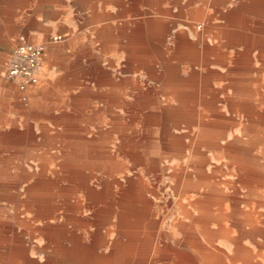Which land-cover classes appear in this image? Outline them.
<instances>
[{
    "label": "rangeland",
    "instance_id": "rangeland-1",
    "mask_svg": "<svg viewBox=\"0 0 264 264\" xmlns=\"http://www.w3.org/2000/svg\"><path fill=\"white\" fill-rule=\"evenodd\" d=\"M161 1L163 2V8L160 12L162 14V20L148 22V36L162 37L163 42L166 41L165 43L170 39L179 41V39L174 36L180 31H185L186 25L191 22L194 23L195 21H206V18L203 17L202 11H192L190 14L189 9L194 6V1L192 0H177L178 2L176 3L174 0ZM220 1L222 3L224 2V0ZM226 2H228L226 5L224 3H221L220 5H223V7L227 6V8H212L208 11V14H210L209 21H214L215 24L222 23L223 25L225 24V26L227 23H232L231 21H247V23L252 26L253 30H248L247 28L244 29V32H251L253 37H263V40L261 39L263 43H260L255 47H259V51L264 52V0H226ZM53 3L54 4H48L43 0H29L28 4L18 5L16 9L18 12L14 13L15 17H13L12 26L10 28L2 30L3 28L0 26L1 35L2 31H4V33L7 32V35L0 40V221L3 222L2 224L4 225L0 226V232L5 234L10 230L9 227H12L17 234H22L20 237L23 238L28 248L26 254L27 259L32 262V264H45L54 254L49 249H45L46 240L44 234L40 232L32 233L29 231V228H42L43 223L40 221L41 219L34 217L35 212L37 211L41 217V214L46 209L51 208L47 200H42L40 202L28 195L25 188L29 184L62 183L64 186H68L70 183H89L96 191L100 192L102 189L100 183H144L149 190L147 194H145V198L151 202L150 208L152 209V212L159 216L156 229L160 237L165 239L170 245H180V242L182 241V233L173 229L171 225L179 211L177 203L178 198L175 192L176 183H200L203 176L205 177L206 182H208L206 176L214 174L215 179L209 180V183L215 181L220 183L218 184V188H220L218 196L225 197V209L229 216V218L228 216L226 217V226L230 232L228 239H217L215 241V245L226 253L225 263L230 264L229 258H237L239 256L237 251L242 250L252 255L248 257V260L252 261L253 264H264V231L262 233L257 232L256 234L250 235L248 223L244 221L243 218L250 212L255 214L259 221L258 225L260 229L264 230V153L262 145L257 144L255 147L251 148V150L247 151V153L245 152L246 150L241 147L228 150L227 145L230 144V146H232L233 141L240 136L237 134H231L230 138H227L225 127L223 128L220 124H214L215 127L206 126L205 128L207 130L203 129L198 132L192 131L188 133L189 129L187 125L180 122L178 125L179 128H172V133L176 136L183 137V146L181 145L179 148L166 147L163 142H161V136L163 133L157 130L158 128H156L157 131L151 133L150 130L153 128V125H145L147 120L157 122L163 120L168 123H172L173 121L178 122L179 120L177 117L182 115V112L170 103L171 101H178L175 99V94L177 93L188 96L186 103H207L203 100V97L211 102L214 101L216 104L230 100L227 96H224L225 93L222 90L223 88L212 86L210 81L215 80V83L218 84L221 71L229 69L226 56L220 54L215 61L210 62L204 59L195 58L207 55L204 52L196 51V53H193L197 46L202 49H204L203 47L205 46H209L207 43L197 45L194 43L193 39H196L197 41H205L207 38L213 43L211 47L214 45L217 46V51L220 52L219 49L221 47L216 45L214 41H219L223 38L217 40L210 34L206 35L203 39H198L188 34L186 40L189 42V45L187 48L179 47V50L176 49L174 53H171L166 50L167 44L165 43L162 45L163 51L158 48L159 46L152 48L153 46L148 44L147 47L149 50L147 49V53L136 52L133 50L131 60H124L123 49L110 51L108 48L109 46L107 49L102 46L99 41H96L93 29L97 26V23L94 21V25L90 28L88 25L91 24L85 16L88 14L87 11H90L91 17L96 21H102L100 23L106 24L108 21H114V23L116 22V24L119 25L123 23V21L130 19L128 11L130 9L133 11L132 0H123V5L121 6L108 3L107 1L100 3L96 2L94 9L84 6V8H82L77 3V0H53ZM241 6H243L245 10L244 8H241ZM246 8H248V10H246ZM141 10L144 11L142 7ZM57 11L59 12V17L62 21H69V24L71 23L73 28L70 30L67 29L62 22L58 23L53 29L42 28L44 25L48 24L45 23V21L52 19L54 13ZM91 11L101 12L100 14H97V17H94L93 15H96V13H91ZM151 12L152 10L149 5V18L152 14ZM101 13H104V15ZM226 13L232 14L227 18L225 15ZM196 15H199L202 18L196 19ZM136 17H144V15L140 14L132 16V18ZM83 21H86V25L81 24ZM0 23L5 26L8 22L0 21ZM154 25L156 28L152 27ZM201 25H203V23ZM164 27H166L167 30H164ZM76 29L79 33L84 32L85 38L89 37L86 35L91 36L92 31L90 41L86 40L92 45L84 43L83 53L80 51L81 49H79V55H77L76 51L78 50L75 48V42L78 37H80L74 35ZM66 30H68V35L65 33ZM30 31L33 32L31 33ZM39 32L41 34H39ZM56 32H62L65 34V39L67 37V40L61 42L52 41L51 36ZM22 33L31 40H34V42H43L46 45V52L39 72V80L37 83L27 86L25 90H21L18 87L17 82L5 74L6 64L16 43L17 36ZM38 35L40 36L39 39H37ZM4 39L6 40L4 41ZM119 40L121 43H124V37ZM240 45L244 46L246 54V52L249 51L248 47L244 44L242 45V43ZM49 46L52 49H50ZM138 49H140V47ZM209 55L214 56L213 53ZM53 56L54 58H52ZM55 56H58L59 65L63 70L62 75L59 71L55 70V67L53 68V65H56L52 63ZM78 56H81V58H78ZM140 56H142V58ZM64 58L66 59V62L64 61ZM115 58L116 60L111 61V59ZM64 62L65 64L71 65V67L65 70L63 68ZM208 62L213 65L214 68L211 69L208 66ZM263 62V60L257 58L252 61L255 72L258 74V71L256 70L259 69V74L261 75L260 99L262 97L264 98ZM96 64L110 70L111 72L115 71L113 73H115V78L118 83H120V79L123 77V70L127 66L132 68L133 73H137L140 69L149 72L152 70V68L150 69L147 66L143 67V64L152 66L154 70L157 68L161 69L162 67L163 71H166L164 72L166 74L162 76L148 77L144 75L142 80L139 74L132 75L131 77L136 79L133 83L136 84L138 88L139 83L145 88H152V93L155 95L154 101L148 103L149 107L147 109L144 105L145 103H141L140 101V91H137V87H135V89L133 87V106L131 113L126 115L120 113L124 112V108L123 105H118L119 103L117 101L114 113L111 112L110 114L111 121H114L115 123L113 122L111 125L100 121L101 123L96 125V116L88 117L82 114L80 111L81 108L67 106L66 103L70 105L75 103V99L73 98L78 97L80 93L75 84L65 83V81L69 79L67 73L69 69L74 67V70H76L78 74V70H80L79 67H84L90 73L86 74L84 77L79 76V81L84 82L85 85L92 88V91L86 98H88L92 105H102L103 102H101L96 96V85L97 80H99V77L94 75L93 67L96 66ZM241 64L243 67L242 61ZM171 67L174 70H172ZM244 67L247 70L252 69L250 58L249 66L245 65ZM42 71L43 74H41ZM176 71H192L193 73L201 71L207 73L208 76H195V82L199 85L193 90L188 89L184 91L181 87L169 86L166 82H163L168 79H170L168 83H171V80L180 81L181 83L185 82L186 80L184 81V79H182L184 78V75L180 76L177 73V75L173 74L175 76L168 75V72L172 73ZM100 77L104 79L106 78L103 71ZM185 83L188 84L189 82L186 81ZM49 85L50 87H48ZM101 85H103V89L109 90V82ZM214 93L218 95L216 100L215 97L212 96ZM243 94L246 96L249 94V91L244 90ZM157 97L159 98V101H157ZM178 102L184 105L185 100H180ZM260 103L264 104V101ZM62 104L63 106H61ZM112 108L113 107H111V109ZM105 111L108 112L107 110ZM167 111H172V113L174 111L177 112L170 114ZM63 112L68 113L69 117L74 119L75 123H70L68 125L64 123H52L53 118L55 117L62 119ZM78 112L80 114H78ZM102 119L105 121L109 120L108 116H105ZM80 120L85 122L78 123ZM133 120L134 122H132ZM116 122H121V125H116ZM155 126L160 127L161 125L155 124ZM14 127L17 132L24 135L25 138H28L29 136L35 138L24 139L19 142L21 145H16L17 141H15L14 136H12ZM44 127H48L50 130L46 131ZM116 127L126 128L125 132H115L114 129ZM192 127L195 129L196 125H193ZM247 127L248 124H243L245 133L247 132ZM69 128L78 132L87 131L89 129L90 133L97 132L98 130L105 135L102 141H99L101 147L98 149H81L83 147H91L94 143V140L84 138L83 135L72 140L61 139L60 137L66 135V130ZM263 129L264 125L260 124V134L258 136L263 135ZM109 133L112 137L110 141H108L107 138ZM196 133H201L199 135L209 138L214 137L217 139V142L213 141V146L209 145L207 149L203 148V150H198L193 148L189 145L190 137L196 135ZM46 135L58 137L51 140L50 150L46 149V145L42 146V144H46ZM99 135L101 134L99 133ZM124 135L134 139L133 142L143 145H148L150 143L148 140L151 138V135H153V137L157 136V140L155 141L156 144L153 142L155 146L152 148L154 151H158L159 163L157 164V167L149 168L148 165L140 164L136 156L128 155L129 152L135 153L140 151V149L133 146L121 147L120 145ZM245 138L244 135L243 139ZM30 143H32V145H27ZM254 148H257L259 153L257 150L252 152ZM45 149L47 154H43ZM79 152H94L95 154L82 156ZM106 152H115V156L118 159L115 168H111L110 170L106 169L109 164L96 163L97 161L104 160L101 155ZM73 153H75V156L72 159H75L76 161L65 159V156H73ZM203 153L204 156L202 155ZM252 153H256L257 155L255 156ZM202 156H206L205 166L203 170L199 171L198 162L201 160ZM41 160L42 163L44 162L43 171H40L39 169V162ZM253 165L256 167L259 165L261 170L259 184H253L247 181V175H250ZM176 172H184L186 178L184 180L175 178L174 174ZM242 178H244V180H242ZM8 183H17L16 189H12ZM67 190L62 191L61 195L68 196ZM111 190L114 192L113 197L118 198V187L114 186ZM77 195L83 203L91 201L83 190H80ZM188 195L190 199L213 197V194L208 193L207 188L205 187H194L189 189ZM182 202L186 203L185 200ZM16 216L20 219L27 220L31 224L30 226H27L29 228L26 229L23 226L16 225L13 221ZM81 217L92 219V211L86 208L83 209ZM33 218L34 224H32ZM50 222H63V217L51 219ZM233 222H236L239 226L233 225ZM67 228L71 231L74 230L71 224L67 225ZM210 228L215 229V225L211 224ZM93 230L94 228H90V231ZM80 231H82L83 237L86 238V229L79 228L78 232ZM24 233L26 234L24 235ZM199 239L202 241V237H199ZM183 243L190 245L188 242ZM197 250L201 253L207 252L200 248V246Z\"/></svg>",
    "mask_w": 264,
    "mask_h": 264
},
{
    "label": "bare ground",
    "instance_id": "bare-ground-1",
    "mask_svg": "<svg viewBox=\"0 0 264 264\" xmlns=\"http://www.w3.org/2000/svg\"><path fill=\"white\" fill-rule=\"evenodd\" d=\"M174 2L176 3L178 1L174 0ZM195 18L201 19L202 17L196 15ZM231 22L232 23H227L226 26L222 23L215 24L214 21L191 22L185 26V31L176 33L175 37L179 39V46L181 48H187L189 45V42L186 40L188 34L198 39H203L206 35L210 34L217 40L229 37L230 39L235 41L238 40L242 45L244 44L247 46L249 51L251 50V47L263 43V37H253L251 32L248 31H245V34L244 29L248 28V30H253L252 26H250L247 21ZM202 23L203 25H201ZM165 29L166 27H164V30ZM203 48L204 50H218V47L215 45L212 47L205 46ZM260 54L261 60L264 61V52L262 51ZM245 56L246 58H244L243 64L244 66H249V56L248 54ZM249 91H251V89ZM139 94L142 96L141 91ZM212 96L215 97V100L218 97L216 93H214V95L212 94ZM175 99L178 101H186L188 96L177 93L175 94ZM203 100L212 105H216L214 101L211 102L204 97ZM259 100L262 102L264 101V98L262 97ZM167 112L174 114V112L177 111H174L173 113L172 111ZM213 112L214 115L220 114L217 109H214ZM132 122H134V120ZM120 123L121 122H116V125H121ZM187 123L185 124L189 129L188 133L192 131L198 132L203 129L207 130L205 128L206 126L215 127L212 122L205 123L199 121L196 124ZM146 124H149L150 126L153 125V128L150 130L151 133L157 130L163 133L161 136V142H163L166 147L179 148L181 145L183 146V137L176 136L172 133V128H179L178 125L180 122L173 121L172 123H168L163 120L160 122L147 120V122H145V125ZM155 124L161 126L157 127ZM193 125H196L195 129L192 127ZM156 128L158 129L156 130ZM125 129L126 128L116 127L114 131L123 133L125 132ZM262 131V136L257 135L256 137L245 139L242 138L244 136L237 137L233 141L232 146H230V144L227 145L228 150L241 147L244 148L247 153V151L251 150V148L255 147L257 144H261L264 153V129ZM199 134L201 133H196V135L190 137L189 143L191 147L198 150H203V148L207 149L209 145L213 146L212 142L217 140L214 137L209 138ZM246 135L251 136L249 133ZM150 137L151 138L148 140L150 143L148 145H143L133 142L134 139L124 135L120 146H133L139 148L140 151L135 153L129 152L128 155L136 156L140 164L148 165L149 168L157 167V164L159 163L158 151L152 149L156 144L155 141L157 140V136L153 137V135H151ZM81 155L86 156L87 154ZM115 155V152H106L101 155L104 160H100L97 163L109 164L106 169H113L118 160ZM202 155L204 156V153ZM74 156L75 153H73V156H65V159L76 161L75 159H72ZM203 156L198 162L199 171L203 170L205 166L206 156ZM43 164L44 162L42 163L41 160L39 162L40 171L44 170ZM174 177L179 180H184L186 178L184 172H176ZM206 178L208 182H206L205 177L203 176L200 183H176L175 192L178 198L177 203L179 211L171 225L173 229L182 233V241L180 242V245H170L165 239L160 237L156 229L159 216L152 212V209L150 208L151 202L145 198V194H147L149 190L144 183H100L102 186L100 192L96 191L89 183H70L68 186H64L62 183H32L25 188L28 195L40 202L42 200H47L50 204L51 209H46L41 214V217L37 211L35 212L34 217L41 219L40 221L43 223V227L31 229L27 227L31 224L25 219H20L18 216L14 217L13 221L16 225L23 226L26 229L29 228V231L32 233L40 232L44 234L46 240L45 249H49L54 254L45 264H226L225 251L215 245L217 239H228L230 234L229 229L226 226V217L228 215L225 209V197L218 196L220 189L218 188V184H220L219 182L215 181L210 182L211 184L209 183V180L215 179L214 174L206 176ZM8 184L12 189H16L17 187V183ZM114 186L119 189L118 198L113 197L114 192L111 189ZM194 187L207 188V192L213 194V197L190 199L188 190ZM64 190L68 191V196L61 195V192ZM80 190H83L87 197L91 199L90 202H81L77 195ZM183 200H185L186 203H183ZM85 208L92 211V219L81 217L82 211ZM60 217H63V222H50L51 219H57ZM243 218L244 221L248 223L250 235L256 234L257 232L262 233L264 231L260 229L258 225L259 221L255 214L250 212ZM32 220V224H34V218ZM236 222H233L232 224L238 225ZM2 223L3 222L0 221V226H4ZM70 224L74 228L72 231L67 228V225ZM211 224L215 225V229L210 228ZM89 227L94 228V230L90 231ZM9 228L10 230L5 234L0 232V264H32V262L27 259L26 254L28 248L23 238L20 237L22 234H17L12 227ZM79 228L86 229V238L83 237L82 231L78 232ZM25 234L26 233H24V235ZM199 237H202V241ZM183 242H188L190 245L184 244ZM199 246L207 252L201 253L197 250ZM237 252L239 255L237 258H229L230 264H238L239 262V264H253L252 261L248 260V257L252 255L242 250H238Z\"/></svg>",
    "mask_w": 264,
    "mask_h": 264
},
{
    "label": "crops",
    "instance_id": "crops-1",
    "mask_svg": "<svg viewBox=\"0 0 264 264\" xmlns=\"http://www.w3.org/2000/svg\"><path fill=\"white\" fill-rule=\"evenodd\" d=\"M29 0H0V21H5L8 22L5 24V26H2L1 28H3L2 30H5L7 28H10L12 26V21H13V17L16 11L18 5L20 4H28ZM45 3L48 4H54L53 0H43ZM108 2V3H112L115 5H123V0H77V3L79 4V6H81L82 8L87 7L90 9H94L95 7V3L96 2ZM194 1V6L190 7V14L191 12H203V17L206 18V21H209V17L210 14H208V11L211 10L212 8L214 9H225L227 8V6L223 7V5L221 6L220 4L222 3L220 0H192ZM191 1V2H192ZM221 2V3H220ZM225 5L226 0H224L223 2ZM222 3V4H223ZM132 4H133V11L132 9H130L129 12V18L127 21H123V23L121 24H116V22L114 23V21H108L106 24L105 23H100L102 21H96L95 19H93V17H91L90 11H87L88 14H86V19L90 22L91 25L90 28L94 25V21L97 23V26L94 27V32L93 34L96 37V41H99L102 46L104 47H108L110 49V51H117L119 49H123L124 50V60H131L132 58V52L133 50L136 52H148V44H150L151 46H153L152 48L159 46L158 48L161 49L163 51L162 45L163 43V39L162 37H152V36H148V30H149V25L148 22L149 21H161L162 19V14L161 9L163 8V2L161 0H132ZM149 5H150V9L152 10V14L150 15L149 18ZM84 6V7H83ZM141 7L144 9V11L141 10ZM230 7L232 8V6L230 5ZM241 8H244L243 6H241ZM234 10V9H231ZM245 10V8H244ZM246 10H248V8H246ZM94 12L96 13V15L94 14V17H97V14H100L101 11L96 12V11H91V13ZM107 12V11H105ZM109 13V12H107ZM135 13V14H134ZM102 15H104V13H101ZM111 14V13H110ZM144 15V17H136V18H132V16L134 15ZM232 13H226V17L228 18L229 16H231ZM54 17L48 21H45V23H48L46 25H44L42 28H48V29H53L56 27V25H58V23L62 22L64 23V25L67 27V29H71L73 28V26L71 25V23L69 24V21H62V19L59 17V12L57 11L56 13H54L53 15ZM191 17V15H190ZM189 17V18H190ZM61 20V21H60ZM11 22V23H10ZM3 24V23H2ZM82 25H86V21L81 22ZM99 25V26H98ZM77 26V25H76ZM152 27H155L152 26ZM76 28V27H75ZM156 28V27H155ZM116 29V31H115ZM31 33L33 31H30ZM62 33V32H59ZM65 33H67L68 35V30L65 31ZM23 34V33H22ZM39 34H41L39 32ZM7 35V32L4 33V31H2V35L0 32V40H2L5 36ZM25 35V34H24ZM74 35L80 36L78 37L77 41L75 42L76 46L75 48L78 50L76 51L77 55H79V49H81L80 51L83 53L84 50V43H88L87 41H90V38L92 36V31H91V36L90 35H86L89 36L87 38H85V34L84 32L79 33L76 29V32L74 33ZM26 36V35H25ZM27 37V36H26ZM124 37V43H121V41L119 40L120 38ZM151 37V38H150ZM175 37V36H174ZM28 38V37H27ZM40 36H37V39H39ZM176 38V37H175ZM29 40H31L30 38H28ZM6 39H4L5 41ZM67 40V37L66 39ZM87 40V41H86ZM34 41V40H31ZM168 42L165 43L167 44V51L174 53L176 51V49L179 50V44L180 41H177L175 39H170L167 40ZM194 43L197 45H202V43H207L209 44V46H211L213 43L206 38L205 41H197L196 39H193ZM214 43L218 46H220V52L221 54H224L226 56L227 61V65L229 66V69H224L221 71V76L220 79L218 80V84L215 83V80H210L211 81V85L214 87H220L223 88V92L225 93L224 96H227L230 100L226 101L224 103H218L216 105H212L210 103H184V105H182L180 102L178 101H171L170 103H172V105H174L175 108L180 109L182 112V115H180L178 118V122H182V124H196L197 122L201 121V122H205V123H211L212 124H220L221 126L225 127V133H226V137L230 138L231 134H237L238 136L242 137L245 135L246 138L249 137H256L257 135L260 134V130H259V125L264 123V104L260 103V87H261V75L259 74V69H257L256 71H258V74L255 72L254 70V66L252 64V61L254 59H261L260 56V51H259V47H251L250 51L246 52V54H248L249 58L251 59V70H247L244 67H242L241 61L243 63L244 58H246V54H245V49L244 46H241L240 42L237 40H232L229 37H225L219 41H214ZM89 45L91 43H88ZM118 44V46H117ZM145 44V45H144ZM74 45V44H73ZM92 45V44H91ZM50 47V46H49ZM140 47V49H138ZM107 48V49H108ZM50 49H52L50 47ZM149 50V49H148ZM173 50V51H172ZM196 51H201L204 52L207 55L204 56H199L198 58L195 57L196 59H204L207 61H215L216 58L218 56H220V52L218 51H214V50H204L201 47H196V50L193 53H196ZM45 52H46V48H45ZM44 52V54H45ZM50 53V52H49ZM192 53V54H193ZM213 53L214 56H211L209 54ZM54 54V53H53ZM142 58V56H140ZM54 58V56L52 57ZM51 58V59H52ZM78 58H81V56H78ZM135 58H139V57H135ZM115 59H111V61H114ZM64 61L66 62V59L64 58ZM65 62L63 63V68L66 70L68 68L71 67V65L69 64H65ZM53 64H56L55 66L53 65V68L55 67V70L59 71L61 73V75L63 74V70L59 65V60H58V56H55V59L52 61ZM149 67L152 68V70L147 71V70H143L140 69L137 73H133L132 72V68L130 66L125 67V69L123 70L122 73V79H120V83L117 82L116 78H115V71L111 72L110 70H107L101 66H99L98 64H96V66H94V75H96L97 77H99V80H97V89H96V96L99 98V100L101 102H103V104H99V105H92V103L88 100V98H86L89 93L92 91V88L85 85L84 82H80L79 81V76L84 77L86 74H89L90 72L87 71L84 67H79L80 70H78V74L76 72V70H74V67L72 69H69L67 71L68 75H69V79L67 81H65V83L68 84H75L76 87L79 90L80 95L75 99V103L73 104H67V106H72V107H76V108H81V112L83 115H86L88 117H93L96 116V125H98L101 122H105L108 124H111V112L114 113V109L116 106V102L118 101V105H123L124 108V113L120 112L124 115L131 113V107L132 105V93H133V87L135 89L136 84L133 83L134 80L131 76L132 75H136L139 74L142 80V77L145 76H162L165 75L166 71H163V69L157 68V69H153L152 66H148L146 64H143V67ZM208 66L212 69L214 68L213 65H211L208 62ZM235 66V67H234ZM162 68V67H161ZM105 75V79L101 78V73L102 71ZM40 72V71H39ZM58 72V73H59ZM154 72V73H151ZM184 75V80L190 82L188 84H183L179 81H175V80H171V83H168V80H165L163 82H166L167 85L169 86H175V87H181L183 88V90H193L194 88H196V86H198L199 84L196 83V77L195 76H201V75H206L207 73L205 72H190V71H176V72H168V75ZM40 73H38L39 75ZM41 74H43V71L41 72ZM256 74V75H255ZM173 75V76H175ZM195 78H193V77ZM192 77V78H191ZM14 81L19 82L20 79L18 78H12ZM39 80V78H38ZM181 80V79H180ZM190 80V81H189ZM38 82V81H37ZM35 82V83H37ZM106 82H109V90H105L103 89V85ZM35 83H28L27 86L29 85H33ZM196 83V84H195ZM44 85V84H43ZM42 85V86H43ZM48 85V82H47ZM264 85V82H263ZM27 86L25 87V89L27 88ZM41 86V88H42ZM139 88L137 87L136 89H138V92L141 91L142 96L139 97L141 98L140 101L141 103H145V107L148 109L149 105L148 103L151 101H154V93H152V88L149 87H143L141 83L138 84ZM246 86V88H245ZM50 87V85L48 86ZM25 89H21V90H25ZM50 89V88H48ZM251 89V91H249ZM179 90V89H178ZM249 91V94H247L246 96L243 94V91ZM109 91V92H108ZM111 91V93H110ZM174 91V90H173ZM46 93V90H45ZM86 93V94H84ZM158 98V97H157ZM157 101H159V98L157 99ZM259 102V103H258ZM158 103V102H157ZM181 105V106H180ZM63 106V104L61 105ZM114 106V107H113ZM217 106V107H215ZM111 107H113L111 109ZM143 107V106H142ZM110 108V109H109ZM217 109V111L220 113L219 115H214L213 110ZM105 110H107L108 112H106ZM205 110V111H204ZM63 118H53L52 123L54 124H60V123H64V124H70V123H75L74 119H72L71 117H69V114L66 112H63ZM78 114H80L78 112ZM105 116H108L109 120H103L102 118H104ZM256 116V117H255ZM210 118V119H209ZM254 118V119H253ZM206 119V120H205ZM101 121V122H100ZM211 121V122H210ZM80 122H85L83 120L78 121V123ZM94 123V124H95ZM222 123V124H221ZM14 124V123H13ZM225 124V125H224ZM243 124H248V127L246 129V133L244 131L243 128ZM255 126V127H254ZM257 127V128H256ZM44 129L46 131L50 130L48 127H44ZM110 129V127H109ZM98 132V133H97ZM97 132H93L90 133L89 129L87 131H83V132H78V131H73V129L69 128L66 130V135L60 137L61 139H67V140H72V139H76L80 136L83 135L84 138L87 139H92L94 140L93 145L91 147H83L81 149L83 150H88V149H94V148H99L100 143L99 141H102V139L104 138L105 135H103V133L99 132L97 130ZM97 133V134H96ZM99 133L101 135H99ZM251 135L248 136L246 134ZM12 136H14V140L17 141L16 145H19L21 141H23L24 139H34L35 137L33 136H29L28 138H25L24 135L20 134L17 132L16 128L14 127V131ZM53 138H58L55 137L53 135H46L45 136V143L46 144H42L46 145V149L50 150V143L51 140ZM108 141H110L112 139L110 133L107 136ZM243 138V137H242ZM14 141V142H15ZM21 145V144H20ZM27 145H32V143L27 144ZM46 149L45 152L43 154H47L46 153ZM80 149V148H77ZM256 151L257 148H254L252 150ZM258 151V150H257ZM80 154L83 155H89V154H95L90 153V152H79ZM259 153V151H258ZM253 155H257L256 153H252ZM94 162V161H93ZM98 162V161H97ZM96 162V163H97ZM95 164V163H94ZM260 167L259 165L256 167L255 165H253L250 175H247V181L253 184H259L260 183ZM244 177V175H243ZM242 180H244V178H242Z\"/></svg>",
    "mask_w": 264,
    "mask_h": 264
},
{
    "label": "built area",
    "instance_id": "built-area-1",
    "mask_svg": "<svg viewBox=\"0 0 264 264\" xmlns=\"http://www.w3.org/2000/svg\"><path fill=\"white\" fill-rule=\"evenodd\" d=\"M54 42L65 40V34L56 32L51 36ZM46 45L43 42L29 40L24 34H19L6 64L5 74L11 78L20 79L18 87L25 89L28 83H35L39 78Z\"/></svg>",
    "mask_w": 264,
    "mask_h": 264
}]
</instances>
